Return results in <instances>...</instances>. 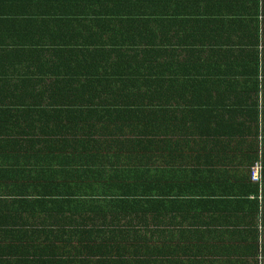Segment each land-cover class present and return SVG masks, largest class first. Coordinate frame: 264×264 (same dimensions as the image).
Here are the masks:
<instances>
[{
    "label": "trees",
    "instance_id": "1",
    "mask_svg": "<svg viewBox=\"0 0 264 264\" xmlns=\"http://www.w3.org/2000/svg\"><path fill=\"white\" fill-rule=\"evenodd\" d=\"M260 92L264 0H0V264H262ZM231 160L238 250L173 228Z\"/></svg>",
    "mask_w": 264,
    "mask_h": 264
},
{
    "label": "crops",
    "instance_id": "2",
    "mask_svg": "<svg viewBox=\"0 0 264 264\" xmlns=\"http://www.w3.org/2000/svg\"><path fill=\"white\" fill-rule=\"evenodd\" d=\"M214 117L213 114H208L205 119V123L207 127L211 130L216 129L215 124H209L206 118H212ZM234 151H232L233 156ZM217 156H214V158ZM234 162L227 164L228 169L227 171L223 172L222 174H219L218 180L215 177V179L211 178V173H216L218 170L222 169L224 170V167H219V165H205V167H198L199 174L201 175V179L203 181L208 179H213L217 181V186L215 191L208 190L206 188V183H202L205 186L207 195L204 196L206 203L204 205V208L202 207L197 212L193 211L189 213L184 220H181L183 222L182 225H179L178 227L173 228H189V229H214V230H220L218 234L212 236L210 240H212L214 243L218 240L222 239L223 241H220L219 244H230V245H236V249L238 250V246L241 243L240 236H242L240 233H234L231 234L229 231H238V230H247L248 228L244 224H240V221H246L248 220V217H245L246 211L245 208H247L244 205H238L237 200L240 198L239 194H241L242 190L244 189V185L242 187L238 186L233 192L228 193H222L220 192L221 184L219 183L220 180L225 179H231V177L237 176L240 177H247V167L245 165H232ZM245 164V163H244ZM204 170V171H202ZM246 180V178H245ZM247 181V180H246ZM225 186V184H224ZM230 189V188H229ZM237 191L240 193L237 194ZM229 194V195H227ZM224 198V199H223ZM229 198L231 200V203L229 201L223 202L222 200H226ZM1 207V206H0ZM208 208V210H206ZM248 209V208H247ZM1 214V212H0ZM5 217L6 215L3 214ZM3 216L0 218V220L5 221L2 219ZM18 221V219H17ZM20 221V220H19ZM231 234V235H230ZM216 248V246H215ZM215 251V249H214ZM235 254V252L233 251Z\"/></svg>",
    "mask_w": 264,
    "mask_h": 264
},
{
    "label": "built area",
    "instance_id": "3",
    "mask_svg": "<svg viewBox=\"0 0 264 264\" xmlns=\"http://www.w3.org/2000/svg\"><path fill=\"white\" fill-rule=\"evenodd\" d=\"M261 77V75H260ZM259 100V109H263V93L260 92L258 95ZM259 139H263L262 136H259ZM262 154H260L261 158ZM250 180L257 186L255 192L251 193L249 196L250 199L256 200L258 203V232L259 236L263 237L264 232V225H263V218H264V184L262 181V163L260 160L255 161V163L250 168ZM262 259V258H261Z\"/></svg>",
    "mask_w": 264,
    "mask_h": 264
},
{
    "label": "rangeland",
    "instance_id": "4",
    "mask_svg": "<svg viewBox=\"0 0 264 264\" xmlns=\"http://www.w3.org/2000/svg\"><path fill=\"white\" fill-rule=\"evenodd\" d=\"M253 193V192H252ZM251 195V193H249L248 195H247V198H249L250 199V196ZM262 264H264V259L262 260Z\"/></svg>",
    "mask_w": 264,
    "mask_h": 264
},
{
    "label": "clouds",
    "instance_id": "5",
    "mask_svg": "<svg viewBox=\"0 0 264 264\" xmlns=\"http://www.w3.org/2000/svg\"><path fill=\"white\" fill-rule=\"evenodd\" d=\"M251 181V180H250ZM253 200V199H252Z\"/></svg>",
    "mask_w": 264,
    "mask_h": 264
}]
</instances>
